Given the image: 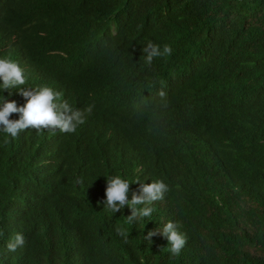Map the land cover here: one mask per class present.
Masks as SVG:
<instances>
[{
  "label": "trees",
  "instance_id": "trees-1",
  "mask_svg": "<svg viewBox=\"0 0 264 264\" xmlns=\"http://www.w3.org/2000/svg\"><path fill=\"white\" fill-rule=\"evenodd\" d=\"M149 42L171 55L147 65ZM0 58L84 120L0 129V264H264V0H0ZM115 176L129 200L140 183L168 191L130 222L105 205ZM169 221L179 255L145 238Z\"/></svg>",
  "mask_w": 264,
  "mask_h": 264
},
{
  "label": "clouds",
  "instance_id": "clouds-1",
  "mask_svg": "<svg viewBox=\"0 0 264 264\" xmlns=\"http://www.w3.org/2000/svg\"><path fill=\"white\" fill-rule=\"evenodd\" d=\"M144 62L151 65L153 58L162 55H171L172 49L169 45L160 47L149 42L143 49ZM0 81H2L3 90L17 88L20 94L25 98L26 103L22 107H17L15 102L3 101L0 104V129L7 135L15 138L20 131L28 128L40 130L42 128L58 129L61 133H74L77 126L84 122L83 113L74 109L68 103H56L59 93L54 92L50 87L43 86L36 89L24 90L18 86L25 84V76L23 69L10 58H0ZM146 87H151L148 82ZM161 98H165V93H159ZM91 113L92 108L89 106L85 109ZM19 113V119L11 120L10 115ZM46 132H49L46 130ZM7 143V140L5 141ZM139 183V182H137ZM130 184L121 179L119 176L107 178V187L105 190V205L114 213L120 211L125 206L131 209V215L128 220L135 221L145 217H149L153 208L149 205L153 202L162 200L164 194L168 191V186L162 180H154L151 183H140L137 192L132 193L131 200L128 199ZM143 207H140L142 206ZM119 235L126 236L123 229L118 228ZM161 234L168 241L169 252L172 255H179L186 244V238L183 234L176 230V225L169 221L161 230L148 232L147 240L154 235ZM25 243L24 236L17 233L14 239L7 244L9 251L14 252L18 246L22 247Z\"/></svg>",
  "mask_w": 264,
  "mask_h": 264
},
{
  "label": "bare ground",
  "instance_id": "bare-ground-1",
  "mask_svg": "<svg viewBox=\"0 0 264 264\" xmlns=\"http://www.w3.org/2000/svg\"><path fill=\"white\" fill-rule=\"evenodd\" d=\"M258 53H259V52H258ZM259 55H260V54H259ZM257 56H258V54H257ZM253 57H254V56H253ZM253 57H252V58H253ZM252 72H253V71H252ZM247 74H249V72H248ZM242 77H243V76H242ZM227 156H228V155H227Z\"/></svg>",
  "mask_w": 264,
  "mask_h": 264
}]
</instances>
